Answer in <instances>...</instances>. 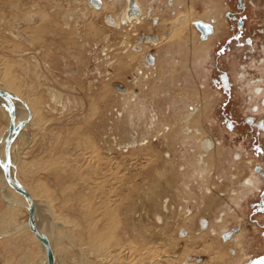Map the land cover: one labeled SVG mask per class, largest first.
<instances>
[{"label": "rangeland", "instance_id": "rangeland-1", "mask_svg": "<svg viewBox=\"0 0 264 264\" xmlns=\"http://www.w3.org/2000/svg\"><path fill=\"white\" fill-rule=\"evenodd\" d=\"M178 1L0 0V87L35 113L14 166L76 256L65 264H137L150 247L140 262L165 264L186 245L181 264L264 262V110L247 83L264 81V0ZM179 11L191 23L171 35ZM198 19L216 33L203 67ZM4 188L0 226H16L0 264H43Z\"/></svg>", "mask_w": 264, "mask_h": 264}, {"label": "bare ground", "instance_id": "bare-ground-1", "mask_svg": "<svg viewBox=\"0 0 264 264\" xmlns=\"http://www.w3.org/2000/svg\"><path fill=\"white\" fill-rule=\"evenodd\" d=\"M130 0H128L129 2ZM212 5V4H211ZM131 8V11H132V7ZM211 8V7H210ZM213 9V8H211ZM210 9V10H211ZM208 15V14H207ZM129 16H131V12L129 14ZM190 15L189 14H184V15H178L176 17V19L174 20V31L179 33V31H181L185 26L189 25L190 23ZM209 18V17H208ZM201 20V19H200ZM196 21V20H195ZM194 21V22H195ZM205 21V20H203ZM193 22V24H194ZM207 22V21H205ZM195 25V24H194ZM214 28V27H213ZM191 29V28H190ZM93 33V32H92ZM214 33V31H213ZM208 38V37H207ZM209 41V40H208ZM195 49H193V51L195 50L194 52V55L196 56V61L199 65H201L202 67L204 66V63H207L208 60L210 59V55H211V50H210V44L209 42H204V43H199L197 44L196 47H194ZM182 53V52H181ZM192 53V52H191ZM195 58V57H194ZM131 60V59H130ZM178 63V60L176 61ZM119 64L121 65V67L123 65H125V62L124 61H119ZM179 64V63H178ZM126 67V66H125ZM119 69V67H118ZM247 81V80H246ZM256 81V80H255ZM255 81L253 80H250L248 81L247 83H253V86L256 87L258 85L257 82L255 83ZM249 86V85H248ZM4 89H7L5 87H2ZM249 89H252L250 86H249ZM260 90V89H258ZM9 91V90H8ZM10 92V91H9ZM13 95L16 96L15 93L11 92ZM253 93V92H252ZM254 94V93H253ZM255 98H258L260 103L264 97V94L262 96H257L255 95L254 96ZM21 98V97H19ZM22 99V98H21ZM23 100V99H22ZM2 99L0 98V103L2 104ZM15 106H16V113H17V121L19 120H26L29 118V113H31V116H32V120L35 118V113L34 111L32 112L30 106L23 100V102H20L18 100H15ZM2 107L5 109V113L6 115L8 116L9 118V114L6 110V108L3 106L2 104ZM253 107H255V109H257L259 107V105H254ZM2 108V110H3ZM191 116V115H190ZM31 118V117H30ZM187 120H190L189 118ZM31 121V120H30ZM191 122V121H189ZM9 123H10V118H9ZM9 123H8V126L4 129V134H3V137H2V142L0 143V182L2 185H4V194L12 199V200H15L17 203H19L21 206H23L24 208H26V210L28 211L27 209V206H28V202L27 200L21 195L19 194L16 190H14L11 186H9V184L7 183L6 179H5V176H4V173H3V170H2V166L4 164V160H5V153H4V146H5V142H6V136H7V133H8V129H9ZM30 122H27L23 128L20 130L19 132V135L17 136V138L15 139V141L13 142V145H12V148H11V153H12V160H13V164L15 162V159H16V156H15V149H16V146L18 144V141L24 136L25 137V129L27 128V126L29 125ZM188 124V123H187ZM189 129V128H188ZM189 132H192L191 129H189ZM189 132H187L189 134ZM194 132V131H193ZM196 136V134H195ZM202 138V137H201ZM207 140V144L206 145H209L208 147H210V140L207 138L205 139V141ZM202 147H204L202 144H201ZM206 147V146H205ZM215 148V147H214ZM203 149V148H202ZM210 151V150H209ZM208 151V153H209ZM96 155V154H95ZM194 155V154H193ZM97 156V155H96ZM213 156V155H212ZM193 157V156H192ZM236 157L239 158L240 157V153H237L236 154ZM191 158V157H190ZM103 160V159H102ZM205 160V159H203ZM206 163V162H204ZM210 163V162H209ZM200 164V163H199ZM207 164V163H206ZM209 165V164H208ZM198 168V167H197ZM16 169H18V167H15L13 166L12 168V174L16 175V177L18 176L17 174V171ZM204 169V168H203ZM205 170V169H204ZM203 170V171H204ZM205 173H206V170H205ZM18 178V177H17ZM251 180V179H250ZM24 185V184H23ZM254 185V184H253ZM25 186V185H24ZM26 187V186H25ZM27 188V187H26ZM28 190V188H27ZM29 191V190H28ZM31 193V191H29ZM36 193V192H34ZM31 195L33 196V199L35 201V206H36V220H37V223L39 225V227L41 228V230L43 232H45L48 236H49V239H50V242H51V245L53 247V250H54V253H55V256H56V264H65L64 260L65 258H69L70 261L74 262L75 259H76V256L72 255L69 253V250L67 247H63V248H59V251H57V248H56V244L61 241L64 237L63 233H61L59 230L57 231L56 228L57 226L51 222V215L48 216V213L47 211L49 210V205L47 203H40V201L35 198L36 196L34 194L31 193ZM15 202V203H16ZM12 209V213L16 215V213L18 212V208H16L15 206H12L11 207ZM28 215H29V211H28ZM0 218H3L2 216H0ZM4 219V218H3ZM1 220V219H0ZM13 219H11V225L9 226H0V230H4L5 228L8 229V228H14L16 225L14 222H12ZM56 226V228H55ZM25 229H30L29 226H28V219H27V225L24 227ZM61 229V227H60ZM67 230V229H66ZM33 236H34V239L37 241V242H40V240L35 236L34 232H33ZM65 237H66V234H65ZM72 241V240H71ZM73 242V241H72ZM41 244V242H40ZM102 245V244H101ZM212 246V245H211ZM41 247L43 248L42 250V254H43V258H44V263L43 264H47V257H46V249L45 247L41 244ZM209 248L210 246H206L205 250L206 251H209ZM139 251L138 254H135L136 255H139V258L140 259H143V258H146V257H149V256H153V255H156L158 252H159V248H154V247H150L148 248V250L146 249L145 252L143 250H137ZM59 252V253H58ZM195 250L192 249L190 246L186 245V247L183 249V252L181 253L180 257L178 260H174V259H166L164 258L165 260V264H180L182 262V260L185 258L186 255L188 254H192L194 253ZM57 254H60V258L59 256H57ZM118 254V253H116ZM115 256V254H114ZM118 255L114 258L117 259ZM171 258V257H170ZM134 259H137V257H133V260ZM140 259H137V264H146L145 262H143L141 260L140 262ZM186 259H188V257H186ZM162 261V262H163ZM78 263V262H77ZM42 264V263H41ZM83 264H88L87 262H85V259H83ZM148 264V263H147ZM157 264H162L161 262Z\"/></svg>", "mask_w": 264, "mask_h": 264}, {"label": "water", "instance_id": "water-1", "mask_svg": "<svg viewBox=\"0 0 264 264\" xmlns=\"http://www.w3.org/2000/svg\"><path fill=\"white\" fill-rule=\"evenodd\" d=\"M98 6V5H97ZM195 26L199 29L201 32L200 36L203 40L207 39V37L213 33L214 28L213 25L209 22H205L203 20H196L194 22ZM242 22L239 21V25H241ZM0 98L3 100L2 104L6 108L10 123H9V129L6 136V142L4 146V153H5V160L4 164L2 166V170L5 176V179L9 186H11L14 190H16L19 194H21L28 202L27 209L29 211L28 215V226L32 232H34L35 236L40 240L41 244L46 249V257H47V264H56V256L53 250V247L51 245L49 236L41 230L39 227L37 220H36V206L35 201L33 199V196L31 193L27 190V188L21 183V181L16 177V175L12 174V168L14 166L13 160H12V153L11 148L13 145V142L19 135L20 130L23 128V126L30 121L31 113H29V118L26 120H19L17 121V113H16V106H15V100H18L20 102H23V100L15 95H13L8 90L0 87ZM259 127H261L264 130V122L258 123ZM225 237L228 238L225 234Z\"/></svg>", "mask_w": 264, "mask_h": 264}, {"label": "flooded vegetation", "instance_id": "flooded-vegetation-1", "mask_svg": "<svg viewBox=\"0 0 264 264\" xmlns=\"http://www.w3.org/2000/svg\"><path fill=\"white\" fill-rule=\"evenodd\" d=\"M175 2H176V6H175V8L177 9V6H179L180 4H183L182 2H179L178 0H175ZM143 10V9H142ZM182 11H179V13H178V15L181 13ZM137 15H139V14H134V16L132 15V13H131V17H129V18H131V19H133V18H136V16ZM178 15H176V17L178 16ZM176 17H175V19H176ZM191 18L192 17H190V23H191ZM194 22V21H193ZM174 26L175 25H173V28H174ZM172 28V32H171V35H172V33H175V31H173L174 29ZM197 28V27H196ZM198 29V28H197ZM199 30V29H198ZM199 33V35L198 36H200V34H201V32L199 31L198 32ZM214 36H216V33H212L211 35H209L208 36V38L207 39H205V40H200L199 41V43H204V42H208V40H210V38L211 37H214ZM153 39V38H152ZM154 40V39H153ZM157 42V41H156ZM260 81H263L262 80V78L261 79H258V80H256L255 81V83L257 82V84L256 85H258L259 83H260ZM264 82V81H263ZM258 89H260V90H258ZM254 93L257 95L258 93H260L261 91H263V87L261 86V85H258V86H256L254 89ZM261 106H262V109L264 110V97H263V99H262V101H261V103L259 104V107L257 108V109H255V108H253L252 110H253V112L254 111H260L261 110ZM193 112H195V110H193ZM262 121L264 122V119H262ZM207 139V138H206ZM205 141V140H204ZM207 141V140H206ZM202 145L204 146H209V145H206V143H202ZM246 184H254V182L252 181V180H250V179H248L247 180V182H246ZM264 206V192L261 194V200H260V202H259V204H258V208L260 209L261 207H263ZM225 231V230H224ZM227 236H230L231 234L230 233H227L226 234ZM210 245H212V244H210ZM206 246H208V244H206ZM186 247V246H185ZM184 247V248H185ZM192 249H194L195 250V248L194 247H192V246H190ZM212 248L210 247L209 248V250H211ZM196 251V250H195ZM183 252V251H182ZM194 254V253H193ZM188 255H190V254H188ZM188 255H186L185 257H187ZM224 256V253L223 252H220V251H217V253H215V255L213 256V259H219V258H222ZM185 259V258H184ZM183 259V260H184ZM182 260V261H183ZM185 262V260L182 262V263H184ZM181 264V263H180ZM189 264H194L193 262L192 263H189ZM205 264H207V263H205ZM263 264H264V262H263Z\"/></svg>", "mask_w": 264, "mask_h": 264}, {"label": "crops", "instance_id": "crops-1", "mask_svg": "<svg viewBox=\"0 0 264 264\" xmlns=\"http://www.w3.org/2000/svg\"><path fill=\"white\" fill-rule=\"evenodd\" d=\"M6 88V87H5ZM6 90H9V89H6ZM10 91V90H9ZM10 92H13V91H10ZM13 93H15V92H13ZM2 104L0 103V109L2 110ZM3 110H5L4 108H3ZM4 118L3 117H0V126L2 125V124H4ZM3 132H4V130H3ZM2 134V133H1ZM1 134H0V137H1ZM34 191V190H33ZM36 192V191H35ZM52 218H53V216H52ZM35 240V239H34ZM36 241V240H35ZM37 242V241H36Z\"/></svg>", "mask_w": 264, "mask_h": 264}]
</instances>
